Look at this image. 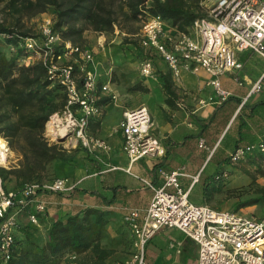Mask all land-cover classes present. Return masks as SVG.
Listing matches in <instances>:
<instances>
[{"label":"built area","instance_id":"2783aa9c","mask_svg":"<svg viewBox=\"0 0 264 264\" xmlns=\"http://www.w3.org/2000/svg\"><path fill=\"white\" fill-rule=\"evenodd\" d=\"M198 4L205 15L195 19L187 33L169 27L159 15L146 16L141 21L137 34L141 54L139 74L143 78H155L152 58L158 56L176 78L183 70L205 71L208 84L224 99L230 92L222 87L220 76L241 68L237 53L252 51L264 56V0H198ZM49 25L44 24L41 29V42L32 36H20L19 44L28 52L23 59L25 64L41 62L49 78L64 88L65 107L60 114L50 117L56 121L52 127L57 133L54 135L60 136L59 131L63 130L64 136L75 139L90 154L107 150L106 141L90 134L88 127L92 117L102 114L99 92L108 93L112 99L115 94L109 82L97 86L90 50L63 41ZM58 45L62 51L56 54L54 49ZM9 49L13 50V45ZM262 86L264 74L252 84V91ZM117 128L129 163L163 155L164 148L153 133L150 112L145 105L125 109ZM255 152L264 153V135L255 143L237 147L230 154V160L235 163ZM159 172L163 179L160 186L155 187L141 178L153 190L144 213L140 215L138 210L129 209L124 215L131 231V251L120 264H145L147 242L162 227L177 228L195 242L197 264H264V214L248 215L193 203L189 192L198 175L192 176L191 183L184 188L180 182L181 177L188 176L184 167ZM74 186L67 177H56L7 191L0 176V259L3 262L12 254L18 212L33 202L27 217L30 223L36 224L39 214L45 210V201L39 194L66 192Z\"/></svg>","mask_w":264,"mask_h":264},{"label":"crops","instance_id":"0c3cea01","mask_svg":"<svg viewBox=\"0 0 264 264\" xmlns=\"http://www.w3.org/2000/svg\"><path fill=\"white\" fill-rule=\"evenodd\" d=\"M237 58L241 68L220 76L222 87L230 92L222 99L208 84L205 71L183 70L176 78L160 57L153 56L156 77L145 81L146 87L141 93L137 92L140 97L135 96V99L148 108L153 133L164 148L163 155L156 158L143 157L129 163L122 150V134L117 125L122 112L134 108L136 103L127 107L121 103L98 101L102 114L90 119L88 132L103 138L107 150H97L88 157L91 160L80 161L67 177L75 184L71 190L39 194L38 197L45 201V210L39 214L36 224L30 223L27 217L34 203H27L17 214L16 239L22 238L29 229L37 244L43 246L54 221L81 216L86 209H97L107 214L105 231L98 243L106 250V256L99 260L91 249L80 253L66 252L60 264H120L128 258L131 249V231L124 215L129 209L138 210L142 215L153 194L152 188L141 178L155 187L160 186L163 181L160 169L184 167L188 174L180 178L184 188L189 186L192 176L198 175L189 192L190 198L196 189L200 196L197 204L203 203L206 183L221 170L228 171L225 177L229 179L226 184L230 189L249 184L264 186V174L259 168L264 163V159H260L264 153L255 152L235 164H226L227 155L236 146L255 143L264 135V86L252 91V84L264 74V56L242 51L237 53ZM167 74L175 96L170 102L163 90ZM111 91L117 92L114 88ZM71 142H74L72 147L77 143L75 139ZM226 207L231 206L227 204ZM257 207L258 204L248 205L237 211L251 215ZM173 229L177 228L162 227L149 239L146 248L152 253L146 255L147 264L176 263V258L167 250L172 243L165 247L161 241V237ZM190 241V254L197 264V245Z\"/></svg>","mask_w":264,"mask_h":264},{"label":"trees","instance_id":"16d2710c","mask_svg":"<svg viewBox=\"0 0 264 264\" xmlns=\"http://www.w3.org/2000/svg\"><path fill=\"white\" fill-rule=\"evenodd\" d=\"M2 2L12 12H24L29 16L52 7L55 14L53 33L75 45L83 30L78 26L79 22L96 31H110L119 24V16L130 22L141 14L145 17L159 15L169 27L187 33L193 21L205 15L198 0H0ZM20 36L28 34L0 24V137L18 157L17 165L0 167L2 186L7 191L26 183L56 178L53 177L55 163L76 166L87 158L84 149L67 150L45 137V124L52 115L62 112L66 94L58 81L49 78L47 68L41 62H23L28 54L24 47L11 52L9 45L18 42ZM54 50L57 54L62 51V46H55ZM163 90L168 95L167 100H173L175 96L168 74L164 77ZM247 144L252 142L236 146L230 154ZM230 154L226 164L231 162ZM260 159H264V154ZM226 173L227 170H221L206 183L204 204L210 205L213 194L224 183ZM254 204L264 205V186L257 187L253 196L235 201L232 210ZM106 215L101 210L86 209L81 216L58 219L49 227L43 246L37 244L29 229L20 239H16L14 233L11 257L6 262L0 259V264H59L64 253L88 249L102 260L107 252L98 243L105 231Z\"/></svg>","mask_w":264,"mask_h":264},{"label":"rangeland","instance_id":"374dc122","mask_svg":"<svg viewBox=\"0 0 264 264\" xmlns=\"http://www.w3.org/2000/svg\"><path fill=\"white\" fill-rule=\"evenodd\" d=\"M26 14L27 13L24 12L23 14L12 12L11 10L5 8V3H0V24L7 27H15L19 31L26 32L28 36L35 37L39 42H41L43 40V36L41 34L43 25L48 23L53 29L55 20L53 8L48 7L45 12L37 13L31 16ZM118 18L119 24L114 26L110 31H96L90 26L79 22L78 26L83 28V30L79 40L76 41V45L82 49L90 50L93 57L91 68L96 74L97 86L100 87V85L104 82H109L110 89L114 88L118 92L114 93L115 99H112L108 93L99 92V101L107 99L110 103H121L123 106L127 107L132 106L134 102L136 103V106H139L142 105L140 104L141 101L136 100L135 96L140 97V94L137 95V92L141 93V88L146 87L145 81H150V79H152H143L139 74L141 54L138 51L137 34L140 31L141 21L145 18V16L144 14H141L140 17L130 22L124 21V19L120 16ZM12 45L13 51L11 52H15L17 49L21 48L19 41L12 43ZM78 63L81 62L78 61ZM77 72V75L80 76V72ZM135 86L137 89H132ZM135 105L132 107H136ZM50 120L51 118L48 121ZM46 124L44 135L49 142H57L67 150H73L75 148L84 149L79 142L75 143V146L72 147L74 142H71V139L70 137L68 138V136L53 135ZM73 140L74 139H72V141ZM9 150L10 157L8 158L6 168L15 166V163H17L15 153L10 148ZM82 151L85 152L84 154H86L87 158L91 155L86 149ZM88 160L91 159L88 158ZM79 163L80 162H78V164ZM230 163L235 164L233 162ZM261 165L259 166L260 172L261 174H264V163H261ZM76 166L74 164L67 165L63 163H55L53 166V177H69L72 170ZM228 181L229 179L224 177V183L219 185L220 187L218 188V192H216L217 194H213L209 202L211 206L218 209L232 210V205H234L235 201H242L253 196L256 188L259 187L257 185L249 184L239 187L242 191H236L238 188L230 189L227 187L226 183ZM223 187H225V189H223ZM199 197L200 196H198L196 189H194L189 200H192L193 203H199ZM227 204L231 207H226ZM258 205L259 207H257V210L252 213L253 215L264 214V205ZM161 241L165 244V247H168L169 242L172 243V247L169 246L167 250H169L170 255L176 258V263L171 264H194L190 254L192 251V241H190V238L183 232L178 229H173L166 235H163L161 237ZM151 253L152 252L146 248V255H151ZM60 262L61 258L59 260V264ZM145 264H147L146 258Z\"/></svg>","mask_w":264,"mask_h":264},{"label":"bare ground","instance_id":"6f19581e","mask_svg":"<svg viewBox=\"0 0 264 264\" xmlns=\"http://www.w3.org/2000/svg\"><path fill=\"white\" fill-rule=\"evenodd\" d=\"M55 123L56 121L54 120V118H51V120L48 121L46 124L49 130L53 133V135L57 134L52 128ZM59 132H60V136H64L63 130H60ZM9 155H10V150L8 149L6 142L2 137H0V164H7V157Z\"/></svg>","mask_w":264,"mask_h":264}]
</instances>
